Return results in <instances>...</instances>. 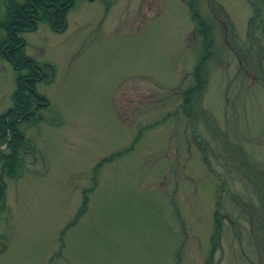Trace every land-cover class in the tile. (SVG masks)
<instances>
[{
    "label": "rangeland",
    "instance_id": "374dc122",
    "mask_svg": "<svg viewBox=\"0 0 264 264\" xmlns=\"http://www.w3.org/2000/svg\"><path fill=\"white\" fill-rule=\"evenodd\" d=\"M215 1L230 25L198 2L215 47L195 124L180 107L202 52L185 0H75L62 33L42 22L22 34L25 54L45 67L36 89L49 107L24 126L35 153L4 180L0 264H264L263 202L205 119L264 167V86L242 77L228 44L230 26L245 37L251 10L246 0ZM15 77L0 60V115ZM234 195L259 216L257 242ZM84 198L86 213L65 229Z\"/></svg>",
    "mask_w": 264,
    "mask_h": 264
},
{
    "label": "trees",
    "instance_id": "16d2710c",
    "mask_svg": "<svg viewBox=\"0 0 264 264\" xmlns=\"http://www.w3.org/2000/svg\"><path fill=\"white\" fill-rule=\"evenodd\" d=\"M93 2L95 0H87ZM201 0H185L192 23L194 24L193 34L200 38L202 52L199 61L193 70V84L181 93V110L185 117L191 123H196V111L201 105L202 96L207 86L206 68L213 57L215 47L214 29L212 24L202 16L198 8V2ZM212 14L216 17L222 16L225 24L229 26L227 14L220 4L215 0H206ZM251 16L247 23L245 37L238 39L234 33V27L230 29L231 38L228 44L239 60V73L243 78L253 76L254 80L264 86V0H246ZM75 0H7L5 4L6 14L0 20V59L8 62L16 73L15 88L11 95L12 106L0 115V212L5 211V179H17L21 175L23 155L28 150L35 153L32 143L26 139L24 126L37 125L43 120L39 114L40 111L49 107L48 100L37 92L36 86L40 82H45L48 78L44 66H41L25 54L26 43L22 34L36 31L38 25L46 22L54 32H63L67 27V14L74 6ZM202 112V111H200ZM205 116L202 112L201 116ZM206 127L211 129L213 137L224 141V147L228 145L229 155L235 166V171L242 174L248 182L249 188L253 194L263 202L264 208V167L254 161L243 149L242 146L232 144L222 130L214 126L210 119L206 118ZM197 126L193 125L195 129ZM196 140H202V136L196 134ZM4 147L3 149H1ZM126 152L114 154L111 157L102 160L95 171L103 164L112 161ZM230 163V162H229ZM232 163V164H233ZM213 171V170H212ZM218 177V175L216 174ZM220 181L222 178L220 177ZM223 189V185L221 187ZM236 203L241 205L253 217V235L257 242V233L255 232L256 219L259 216L256 211L249 207L235 195L232 196ZM220 198L217 199L216 211L214 212V239L212 241L213 251L216 247L217 236L221 231V212ZM87 198H84L83 204L78 210L74 220L65 228L68 229L86 213ZM256 216V217H255ZM257 219V221H258ZM264 230V216L262 222ZM64 233V232H63ZM259 241V240H258ZM264 250V235L261 243Z\"/></svg>",
    "mask_w": 264,
    "mask_h": 264
}]
</instances>
